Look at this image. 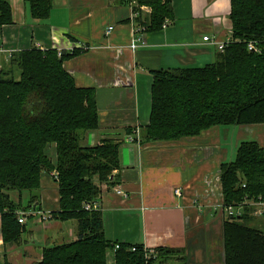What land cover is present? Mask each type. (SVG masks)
I'll return each mask as SVG.
<instances>
[{
	"label": "trees",
	"instance_id": "obj_1",
	"mask_svg": "<svg viewBox=\"0 0 264 264\" xmlns=\"http://www.w3.org/2000/svg\"><path fill=\"white\" fill-rule=\"evenodd\" d=\"M32 19H48L52 0H23ZM148 16L133 20L145 33H156L173 19L171 0H136ZM231 42L214 61L201 68L152 71L148 125L134 142H171L198 137L214 127L264 124V0H230ZM13 23L8 0H0V30ZM252 43L256 51H249ZM85 51V50H84ZM69 53L30 48L0 60V227L4 245H16L24 229L17 211L38 201L42 173L53 174L59 209L50 214L61 222L76 221L77 239L44 248L37 264H187L181 250L145 249L108 241L102 213L85 210L97 202L102 185L118 187L122 168L119 140L87 145L86 136L98 128L95 91L78 88L64 70ZM125 133L131 135L127 130ZM55 145V161L46 153ZM56 173L57 177H54ZM226 205L264 196V149L241 142L233 161L220 166ZM116 185V186H115ZM17 192L19 201L11 194ZM30 195L24 206L22 193ZM36 211V210H35ZM249 215L225 217L222 223L221 264H264V233ZM134 248V251L131 249ZM5 264H9L6 262Z\"/></svg>",
	"mask_w": 264,
	"mask_h": 264
},
{
	"label": "crops",
	"instance_id": "obj_2",
	"mask_svg": "<svg viewBox=\"0 0 264 264\" xmlns=\"http://www.w3.org/2000/svg\"><path fill=\"white\" fill-rule=\"evenodd\" d=\"M8 2L13 23L0 30V50L16 53L35 47L69 53L88 47L63 68L78 88L95 91L98 128L86 136L87 145L123 140L117 186L126 197L116 195L114 186L102 185L97 201L105 238L150 251L178 249L187 264H221L225 216L219 209L220 166L234 160L241 142L254 141L264 149V124L214 127L171 142L124 140L137 139L134 132L148 125L152 71L201 68L214 61L216 46L202 38L219 43L230 39V0H171L173 19L159 32L142 34L144 45L135 50L130 47L132 10L123 0H52L44 21L32 19L23 0ZM141 14L148 16L145 10ZM109 26L113 31L105 36ZM6 56L0 53V60ZM46 153L54 162L55 145ZM22 199L27 207L30 195L22 193ZM58 201L53 174L42 173L38 201L18 211L25 215L18 244L4 245L0 227V264H37L44 248L77 239L75 221L50 218ZM105 257L106 264H115L111 250Z\"/></svg>",
	"mask_w": 264,
	"mask_h": 264
},
{
	"label": "built area",
	"instance_id": "obj_3",
	"mask_svg": "<svg viewBox=\"0 0 264 264\" xmlns=\"http://www.w3.org/2000/svg\"><path fill=\"white\" fill-rule=\"evenodd\" d=\"M129 8L132 10V21L135 20L139 16L140 11H147L149 13L150 11L146 9L143 6H139L136 0H123ZM166 25L164 24L162 29H165ZM113 31V27L109 26L106 28L104 31V35L107 36ZM144 29L141 25H137L134 27V40L131 44V49L135 50L136 48H139L144 45V42L141 38V35L144 34ZM202 41L206 44L210 45H215L217 48V51L222 53L225 49V47L231 42V38L225 40L224 42H217L214 39L206 36L202 38ZM81 49L86 50L88 47L85 45L80 46ZM248 50L249 51H256V47L254 44L249 43L248 44ZM13 50H0V53H6L8 57H10L13 54ZM136 136H138L137 131L134 132ZM127 143H133L135 141L133 136H127L124 140ZM54 177L56 178L57 175L54 173ZM114 193L116 195H119L123 198L126 197L124 192L116 187L113 189ZM174 193L179 196L180 191L175 190ZM98 208L97 202H92V203H87L84 205L85 210H95ZM219 209L223 213L224 216H229V217H241L245 216L246 214L249 215L252 218H256L259 220H264V196H258L257 198H244L242 202L237 203V204H229L226 205L223 201V198H221V203L219 204ZM45 218V217H43ZM49 218V217H48ZM18 223H23V219L19 218ZM118 249V245H115L114 250ZM131 251H134V248L131 249Z\"/></svg>",
	"mask_w": 264,
	"mask_h": 264
},
{
	"label": "rangeland",
	"instance_id": "obj_4",
	"mask_svg": "<svg viewBox=\"0 0 264 264\" xmlns=\"http://www.w3.org/2000/svg\"><path fill=\"white\" fill-rule=\"evenodd\" d=\"M17 196H18V193L14 192V193L11 194V199L14 202H18L19 199H18ZM21 203L23 204V199H22ZM248 224L264 233V222L262 220H258V219L252 218V219H250L248 221Z\"/></svg>",
	"mask_w": 264,
	"mask_h": 264
},
{
	"label": "bare ground",
	"instance_id": "obj_5",
	"mask_svg": "<svg viewBox=\"0 0 264 264\" xmlns=\"http://www.w3.org/2000/svg\"><path fill=\"white\" fill-rule=\"evenodd\" d=\"M145 8H146V7H145ZM146 9H148V8H146ZM148 10H149V9H148ZM141 12H142V11H141ZM147 14H149V13H147ZM164 24L167 25V24H168V21L166 20V21L164 22ZM164 24H163V25H164ZM163 25H162V27H163ZM134 27H136V26H134ZM162 27H161V29H162ZM133 29H134V28H133ZM230 38H231V37H230ZM216 49H217V48H216ZM133 137L136 138L134 135H133ZM34 212H35V211H34ZM32 213H33V212H32ZM35 213H36V212H35ZM35 213H34V214H35ZM24 216H25V215H24L23 213H19V212L17 211V218H18V219H19V218H22V219H23V223H24V221H25V220H24ZM42 217H45V216L42 215ZM225 217H229V216H225ZM234 218H235V217H234ZM236 218H239V217H236ZM251 218H252V217H251ZM255 219H256V218H255ZM258 220H259V219H258ZM262 221L264 222V220H262ZM23 223H21V224L19 223V224L22 225ZM115 245H118V244H115Z\"/></svg>",
	"mask_w": 264,
	"mask_h": 264
}]
</instances>
